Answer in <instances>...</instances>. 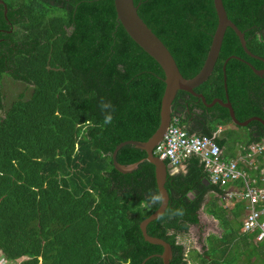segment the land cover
Instances as JSON below:
<instances>
[{"label":"trees","instance_id":"1","mask_svg":"<svg viewBox=\"0 0 264 264\" xmlns=\"http://www.w3.org/2000/svg\"><path fill=\"white\" fill-rule=\"evenodd\" d=\"M5 2L7 12L0 6V253L16 264H164V248L147 242L141 229L162 205L156 167L146 151L132 145L115 157L121 144L147 142L160 128L164 70L120 23L115 0ZM223 2L254 56L228 29L215 71L196 93L208 104L231 102L242 123L264 120V77L255 72L264 70V0ZM135 4L182 75L198 76L219 26L215 0ZM6 77L27 86L11 100ZM173 115L190 135L215 138L225 161L264 142L263 123L237 126L228 109L210 108L185 91L178 93ZM231 125L237 129L219 133ZM116 162L140 167L126 174ZM257 162L258 170H246L264 186V156ZM186 165V172L169 170L170 205L149 225V235L172 246L171 264H237L241 256L231 244L242 236L248 205L237 200L229 207L224 188L211 182L199 157ZM235 185L245 188L243 180ZM154 196L160 200L153 203ZM203 208L226 234L210 236L203 252L187 253L180 236L201 225Z\"/></svg>","mask_w":264,"mask_h":264},{"label":"water","instance_id":"2","mask_svg":"<svg viewBox=\"0 0 264 264\" xmlns=\"http://www.w3.org/2000/svg\"><path fill=\"white\" fill-rule=\"evenodd\" d=\"M0 5L6 6L5 0H0ZM115 5L118 13V20L120 21V23L124 26L131 38L146 53H148L154 60L158 62V64L164 70L166 76L165 82L167 87L162 102L160 128L147 142L129 141L121 144L115 153V157L117 156V153L121 148L127 145H132L137 147L138 149L146 151L148 154V162L156 167V177L162 196V205L155 214L150 216L142 223L141 229L147 242L162 246L164 248V253L163 255H161L164 264H171V260L173 258L172 246L162 239L150 236L148 233V227L152 222L160 219L166 213L170 205L171 198L169 191L166 188L169 167L164 160H161L160 158L155 156L154 152L157 146L164 140L171 125L173 118L174 101L176 100L177 95L180 91H185L200 98L204 102V104H206L210 108L216 106L217 104H220L224 108L228 109L230 111L234 124L237 126L247 127L253 121H258L264 124V120L260 118H253L251 120H248L247 122L242 123L237 119L235 110L231 102L225 103L220 99H216L212 104H208L206 98L203 95L196 93V89L208 82L212 77L217 63L220 59L228 29L231 28L232 30H234V32L240 38L246 52L251 56L254 55L249 51L247 47L245 33L242 32L239 27L229 18L223 0H215L216 10L219 18V26L215 34L210 53L208 55L204 68L198 74V76H196L194 79L188 80L182 75L181 70L170 50L141 18L139 14V7L136 6L135 0H115ZM229 61L230 59L225 64V72ZM255 72L257 73V75L264 77V70H255ZM116 166L121 172L128 174L138 170L140 167V163L130 166H123L116 162Z\"/></svg>","mask_w":264,"mask_h":264},{"label":"built area","instance_id":"3","mask_svg":"<svg viewBox=\"0 0 264 264\" xmlns=\"http://www.w3.org/2000/svg\"><path fill=\"white\" fill-rule=\"evenodd\" d=\"M264 152V145L251 147L247 155H240L237 160H223V151L215 138H201L189 133L180 125L179 118H174L165 137L157 148L156 155L168 160L174 167H180L192 157H199L214 185L225 190V201L242 199L248 205L244 221V232H258V241L264 240V188L256 186L257 181L249 176L248 169L258 168L252 162L256 154ZM243 163L244 167L240 166ZM243 180L245 188L235 184ZM259 206L261 208H259Z\"/></svg>","mask_w":264,"mask_h":264},{"label":"crops","instance_id":"4","mask_svg":"<svg viewBox=\"0 0 264 264\" xmlns=\"http://www.w3.org/2000/svg\"><path fill=\"white\" fill-rule=\"evenodd\" d=\"M183 169L186 171L187 168H183ZM205 214L206 217L203 218L205 224L202 223V218H201V225L199 226L200 228L199 231L202 232L203 230L207 229L208 226H213L217 231L215 232L209 231L208 237L206 239L208 240V238L212 235H215L219 239H222L225 236L226 231L221 226L220 221L214 219L210 215H207L206 212ZM251 236L253 235H248V237L242 235L239 239L233 241V243L231 244V249L235 250V252L240 254L241 258L239 262L244 261L247 262V264H264V247H259L260 244L254 241V239ZM193 249H197L198 251L203 252L199 247L191 248L190 250L192 251Z\"/></svg>","mask_w":264,"mask_h":264},{"label":"rangeland","instance_id":"5","mask_svg":"<svg viewBox=\"0 0 264 264\" xmlns=\"http://www.w3.org/2000/svg\"><path fill=\"white\" fill-rule=\"evenodd\" d=\"M4 83H5V94L7 95L8 99H12L13 97H16L19 92H21L24 88H25V84L24 83H20V82H13L11 80V78L9 77H6L5 80H4ZM9 83H14L13 84H9ZM16 84V85H15ZM25 85V86H24ZM27 87V86H26ZM7 88V90H6ZM8 104V103H7ZM228 128H231V129H234L236 128L234 125H231V127H227ZM225 129V128H224ZM237 129V128H236ZM239 153V151H238ZM209 199V198H208ZM227 203V202H226ZM225 204V203H224ZM228 204V203H227ZM235 203L233 202H229V207H232L234 206ZM204 208L202 209L201 211V218H202V223L205 224V221H203V218L206 217V214L204 212ZM246 216V215H245ZM245 219V218H244ZM207 226V225H206ZM209 228V229H208ZM207 229L203 230L202 232L199 231V226L198 227H193L191 229V232L189 234H186V235H182L180 236V242H183L184 244H186V247H187V252L191 249V248H196V247H199L203 248V246L206 245L207 243V237H208V233L209 231H217L215 230V227L213 226H208ZM212 229V230H211ZM206 239V240H205ZM0 264H16V262H13V261H9L5 258V260H3ZM238 264H247V262H244V261H241L239 262Z\"/></svg>","mask_w":264,"mask_h":264},{"label":"clouds","instance_id":"6","mask_svg":"<svg viewBox=\"0 0 264 264\" xmlns=\"http://www.w3.org/2000/svg\"><path fill=\"white\" fill-rule=\"evenodd\" d=\"M6 3V2H5ZM0 6H2V5H0ZM3 6H5V5H3ZM7 6V5H6ZM7 11H8V9H6ZM174 118H177V117H175L174 115H173V118H172V121H173V119ZM111 120H112V116L111 115H109V116H107L106 117V120H105V122L106 123H109V122H111ZM171 124H172V122H171ZM171 126V125H170ZM170 128V127H169ZM184 128V127H183ZM185 129V128H184ZM222 129H224V128H222ZM169 130V129H168ZM186 130V129H185ZM187 131V130H186ZM167 133H168V131H167ZM219 133H222V130H220V132ZM167 135V134H166ZM190 135V134H189ZM196 136V135H195ZM166 137V136H165ZM165 141V138H164V140L157 146V148L163 143ZM257 145H264V142L263 143H261V144H257ZM257 145H253V146H251V147H254V146H257ZM251 147H250V150H251ZM157 148L155 149V152H154V154H155V156H157L158 158H160L161 160H163L160 156H158V155H156V150H157ZM238 158L240 157V155H242V152L241 151H239V153H238ZM247 155V154H246ZM260 156H264V152L263 153H261V154H256V155H254V157L252 158V162L254 163V165L259 169V163L257 162V160H258V158L260 157ZM237 158V159H238ZM237 159H234V160H237ZM165 162H169V170L171 169L172 171H173V173H179V172H186L187 171V169H186V171L183 169V168H187V165L186 164H184V165H182V166H180V167H174V166H172V163L170 162V161H168V160H164ZM257 169V170H258ZM253 170V169H252ZM249 173V172H248ZM249 176H250V174H249ZM250 178H251V176H250ZM252 179V178H251ZM253 180H256L257 181V184H256V186L257 187H259V188H264V186H261L260 184H259V181L257 180V179H253ZM262 182H263V184H264V177H263V179H262ZM160 200V197L159 196H154V197H152V202L153 203H155V202H157V201H159ZM242 201V199H234V201H225V202H227L228 203V205H229V202H233V203H235L236 201ZM246 203V202H245ZM236 204V203H235ZM246 205H247V203H246ZM180 214H182V213H180ZM208 215V214H207ZM246 215H247V213H246ZM212 217V216H211ZM214 218V217H213ZM245 218H246V216H245ZM215 219V218H214ZM244 221H245V219H244ZM195 227H198V226H195ZM191 232V231H190ZM254 233H256V232H253V233H246V232H244V225H243V229H242V232H241V234L242 235H244V236H248V235H254L255 236V234ZM258 233V232H257ZM259 234V233H258ZM258 235L257 236H255V241L257 242V243H259V244H261L262 242H264V240L263 241H258ZM207 244V243H206ZM186 245V244H185ZM204 247V246H203ZM191 250H189L187 253H189ZM202 251H203V248H202ZM3 260H5V257L3 256V254L2 253H0V263L3 261Z\"/></svg>","mask_w":264,"mask_h":264},{"label":"flooded vegetation","instance_id":"7","mask_svg":"<svg viewBox=\"0 0 264 264\" xmlns=\"http://www.w3.org/2000/svg\"><path fill=\"white\" fill-rule=\"evenodd\" d=\"M226 130H227V128H225V129H222V133H224Z\"/></svg>","mask_w":264,"mask_h":264}]
</instances>
